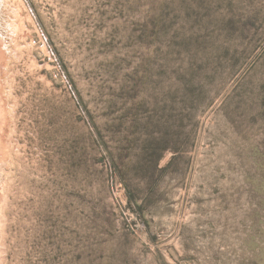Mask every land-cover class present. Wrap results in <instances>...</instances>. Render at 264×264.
<instances>
[{
	"label": "rangeland",
	"instance_id": "rangeland-1",
	"mask_svg": "<svg viewBox=\"0 0 264 264\" xmlns=\"http://www.w3.org/2000/svg\"><path fill=\"white\" fill-rule=\"evenodd\" d=\"M0 264H264V0H0Z\"/></svg>",
	"mask_w": 264,
	"mask_h": 264
},
{
	"label": "trees",
	"instance_id": "trees-1",
	"mask_svg": "<svg viewBox=\"0 0 264 264\" xmlns=\"http://www.w3.org/2000/svg\"><path fill=\"white\" fill-rule=\"evenodd\" d=\"M158 158H159V156L156 157V159H158ZM156 159H155V160H156ZM155 165H156V164H155Z\"/></svg>",
	"mask_w": 264,
	"mask_h": 264
}]
</instances>
